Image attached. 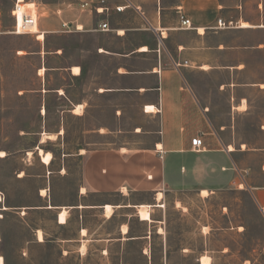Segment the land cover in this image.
Wrapping results in <instances>:
<instances>
[{
  "label": "crops",
  "instance_id": "obj_1",
  "mask_svg": "<svg viewBox=\"0 0 264 264\" xmlns=\"http://www.w3.org/2000/svg\"><path fill=\"white\" fill-rule=\"evenodd\" d=\"M14 1L0 0V45L7 37L34 34L32 48H16L13 55H35L41 60L44 71L37 67L36 73L42 89L40 85L33 91L43 93L42 106L46 96L55 94L65 102L66 113L85 116L96 108L103 114L93 130L100 145L84 153L78 202L66 206L65 223L70 214L83 219L91 210L98 212L102 222L95 227L87 219L80 227L76 224L75 233L66 238V248H74L68 253L76 252L81 259L94 246L103 256H116L117 264H131L124 258L131 252L138 253L142 264H167L169 245L158 230L161 260H152L154 228L162 223L152 213L164 207L154 205L162 204L167 193H214L238 178L245 179L237 156L245 154L243 144L236 149L221 133L230 132L236 116L249 112L250 91H264V0H24L33 4L37 30L19 34L12 31ZM82 2L90 7L81 8ZM117 6L123 8L116 11ZM181 16L191 21V28L179 27ZM218 18L235 25L218 28ZM62 22L72 29L62 30ZM102 23L108 29L98 28ZM38 32L44 34L42 39ZM54 36H66V48L47 47L46 40ZM65 49L66 64H51ZM51 72L66 73V84L47 88ZM195 75L223 79L214 90L204 92L192 79ZM4 76L0 57V81ZM224 92L226 120L211 100L212 94ZM260 125L264 126L263 118ZM197 135L202 139L199 149L191 146ZM249 189L264 215V184L249 185ZM159 192L162 197L157 200ZM89 193L101 200L86 203ZM106 204L112 206L109 216H105ZM142 204L152 205V220L138 218L142 224L138 230L130 217ZM40 208L58 209L56 222L65 224L58 222L62 206L50 203ZM118 211L127 220L115 224ZM237 231L226 228L206 234V245L197 251L193 264H202L205 255L209 264H264L263 246L242 254L230 240H211Z\"/></svg>",
  "mask_w": 264,
  "mask_h": 264
},
{
  "label": "rangeland",
  "instance_id": "obj_2",
  "mask_svg": "<svg viewBox=\"0 0 264 264\" xmlns=\"http://www.w3.org/2000/svg\"><path fill=\"white\" fill-rule=\"evenodd\" d=\"M24 8L34 10L29 4ZM33 39L34 34L7 37L0 45L5 73L0 81V152L4 151L6 156L0 158V257L3 264H117L116 256H103L94 246H90L81 259L76 252L68 253L74 248H66V238L75 233L76 224L80 227L82 220L87 219V223L95 227L102 222L98 212L91 210L83 219L72 213L69 223H65L66 206L78 202L84 153L100 145L93 130L97 117L103 114L96 108H91L85 116L66 113V108L62 107L65 102L55 94L46 96V105L42 106L43 93L33 91L40 85L42 89V80L36 73L37 67L42 68L41 60L35 55L21 58L13 55L16 48H32ZM46 46L66 48V36H54L51 41L46 40ZM50 63L66 64V49L64 55L52 58ZM192 79L206 92L214 90L223 78L195 75ZM48 80L46 87L55 89L66 84V73L51 72ZM249 95L252 102L249 112L236 116L234 129L221 133L222 138L236 149L243 144L245 154L238 153L237 156L245 179L238 178L233 185L218 192L206 195L167 193L162 204L158 201L156 206L164 207L152 213L153 218L162 220L154 228L153 263L161 260V239L155 233L157 230L163 232L169 245L167 264H193L197 251L206 245V234L226 228L238 231L211 237V240H230L236 252L242 254L261 246L264 252V215L249 189V185L264 184V154H261L264 126L260 125L261 118L264 119V91L253 90ZM226 99L225 92L211 96L222 120H226ZM95 103L92 98V104ZM49 134L54 137L46 138ZM38 148L51 152V164L39 155ZM86 197V203L101 200L94 193ZM50 203L63 207L58 213V222L65 224L56 222L58 209L40 208ZM138 218L137 208V214L130 217V222L139 230L142 224ZM126 220L124 212L118 211L113 222ZM39 233L41 241L38 240ZM186 248L195 252L185 253ZM131 249L135 251L137 246ZM124 258L131 264H142L136 252Z\"/></svg>",
  "mask_w": 264,
  "mask_h": 264
},
{
  "label": "built area",
  "instance_id": "obj_3",
  "mask_svg": "<svg viewBox=\"0 0 264 264\" xmlns=\"http://www.w3.org/2000/svg\"><path fill=\"white\" fill-rule=\"evenodd\" d=\"M98 2H102L103 0H97ZM26 3L24 0H15L13 7L11 9V15L14 18V25L12 31L16 34L19 33H35L36 32V14L34 10L30 8H24ZM81 8H88L90 7L89 2H82L80 4ZM123 7L117 6L115 7L116 11H120ZM96 11H102L103 8H95ZM62 30H71L72 27L66 22H62ZM235 24L233 21H225L222 18H218L216 21V26L218 28H229L234 26ZM179 27L180 28H191L192 24L191 21L188 18H185L183 16L180 17L179 20ZM98 28L105 30L108 29L107 23H102L98 26ZM75 29H77V26H75ZM187 61H183L182 64H186ZM175 66L179 65L180 63L173 62ZM191 146L192 148L199 149L202 147V139L200 135L195 136L191 139Z\"/></svg>",
  "mask_w": 264,
  "mask_h": 264
},
{
  "label": "bare ground",
  "instance_id": "obj_4",
  "mask_svg": "<svg viewBox=\"0 0 264 264\" xmlns=\"http://www.w3.org/2000/svg\"><path fill=\"white\" fill-rule=\"evenodd\" d=\"M27 4H29L30 6H33V4L32 3H27ZM26 4V5H27ZM25 5V6H26ZM242 26H247V23H242L241 24ZM36 29V28H35ZM37 30V29H36ZM38 39H42L43 37H44V34L42 33V32H38ZM44 71V68L42 67V68H40V70H39V72L40 73H42ZM74 71H77V68H74ZM76 110V112L78 111V112H80V106H77V108L75 109ZM77 112V113H78ZM54 137V135H52V134H49V135H46V138H48V139H51V138H53ZM42 140H44V139H42ZM228 149L229 150H232L233 149V147L231 146V145H228ZM38 153H39V155H41L42 157H43V159L45 160V161H51V158H52V154H51V152L50 151H43L41 148H38ZM0 156L1 157H3V156H5V153H4V151H1L0 152ZM243 185L242 184H239V187L240 188H243L242 187ZM44 191V190H43ZM82 191V190H81ZM201 193H203V194H207V191L206 190H203ZM162 197V193H158L157 194V200H159L160 198ZM2 201V198H1V196H0V202ZM154 206H156V205H154ZM157 206H161L160 204H158ZM137 208H138V216H139V219L140 220H144V221H151V216H150V211H149V207H151L150 205H145V204H142V205H137L136 206ZM104 210H105V216H109L110 214H111V212H112V206L111 205H108V204H106L105 206H104ZM126 230V227H122V231H125ZM82 232H84V230H82ZM39 241H41L42 240V236L40 235V233H39V239H38ZM201 263L202 264H209V262H210V259H209V257L208 256H202L201 257ZM0 264H3V261H2V258L0 257Z\"/></svg>",
  "mask_w": 264,
  "mask_h": 264
}]
</instances>
